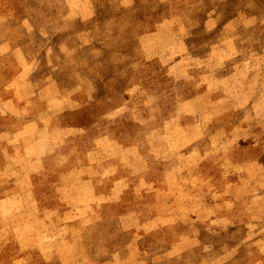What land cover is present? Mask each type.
Returning <instances> with one entry per match:
<instances>
[{"label": "rangeland", "instance_id": "obj_1", "mask_svg": "<svg viewBox=\"0 0 264 264\" xmlns=\"http://www.w3.org/2000/svg\"><path fill=\"white\" fill-rule=\"evenodd\" d=\"M94 1L99 14L82 26L79 18L68 17L74 0H0V44L18 48L26 62L35 60L32 79L38 84L48 78L51 64L68 55V45L76 48L75 36L83 29L96 25L109 37L97 45L99 76H87L95 89L93 101L78 96L74 110L52 118L51 128L82 130L84 136L72 134L60 144L63 134L47 132L51 143L42 141L48 148L36 164L30 162V145L37 137L21 129L24 118L16 122L11 114L0 115V264H264V193L251 202V217L241 206L231 210L236 221L232 227H198L193 222L187 250L170 252L168 246L182 233L178 225L153 228L147 234L138 228L137 235L136 228L129 229L131 234L124 232L119 221H73L65 216L69 205L58 200L55 189L66 159L73 163L92 135L129 131L153 143L152 133L164 122L161 131L177 128L188 135L190 148L208 153L199 167L210 178L209 191L222 186L217 157L222 153L245 164L258 180L256 163L264 161V0ZM172 17L180 19L183 31L175 28L153 46L155 53L161 50L159 55L164 46L171 53L165 59L146 58L139 37ZM119 39L128 41L126 48L116 44ZM174 54L182 57L172 60ZM18 57L19 53L16 58L0 56L1 111L11 98L22 107L33 93L34 86H22L23 75L14 82ZM12 86L20 92L10 90ZM197 96L200 102L193 108H180ZM123 105L121 117L114 118ZM134 140L138 138L127 141ZM180 142L185 141L169 138L161 146ZM28 166L36 167L29 177ZM127 202L125 210L142 206L132 195ZM74 222L79 226L73 227ZM142 235L140 250L123 263L126 244Z\"/></svg>", "mask_w": 264, "mask_h": 264}, {"label": "crops", "instance_id": "obj_2", "mask_svg": "<svg viewBox=\"0 0 264 264\" xmlns=\"http://www.w3.org/2000/svg\"><path fill=\"white\" fill-rule=\"evenodd\" d=\"M69 11L68 17L70 19L79 18L82 26L99 14L94 0H74ZM86 12L89 15L85 18L82 13ZM207 24L206 20L205 26ZM152 26L150 32L139 37L138 42L146 58L161 59L167 56V52L171 53L170 47L164 46L167 48L162 50V55H159L161 50L155 53L156 47L153 46L161 37L168 38L175 28L181 33L183 27L177 17L158 21ZM91 27L88 30L83 29L80 34L75 36L74 46L76 48L68 45V55L66 54L64 58L48 67L46 74L48 78L42 84H38L35 82L36 80L32 79L37 69V66L32 64L34 59L32 63L26 62L18 48H11L9 45L5 47L4 43L0 44V56L11 54L16 58L19 53V57L16 59L19 67L14 82L23 75L26 85L22 86L24 88L34 86L32 95L22 107H19V104H16L15 100L11 98L9 102L6 101L4 110L0 109V115L11 114L15 117L16 122H19L20 117H23L20 124L22 125L21 129L28 136L37 137L30 145V150H32L30 162L32 163H36V160L45 154V149L51 143V140L45 138L47 132L63 134L60 144H64V140L72 134L85 135L82 130L73 131L64 127L51 128V125L52 118L60 117L74 110L78 103L77 100H80L78 96H86L89 101H93L95 89L91 79L94 76L97 78L98 72L102 70L101 47L97 45L106 43L109 37L99 26ZM174 33L172 37L176 38ZM98 35H100L99 38ZM116 44H121L120 48H126L128 41L119 39ZM86 51L87 53H85ZM178 56L174 54L170 55V58L173 60ZM83 67L86 70L82 71ZM166 67L170 70L173 65L167 63ZM9 89L14 90L16 86ZM18 92H20L19 88L16 89V93ZM16 97L17 95H13V98ZM1 101L0 98V105L3 104ZM197 102H200L198 96L186 100L179 106L180 108H193ZM124 105L115 110L117 114L114 113V118L121 117L126 108ZM174 119L170 121H174ZM166 123L164 122V125L160 127V131L152 133V136L156 135L153 143L144 140L148 136H144L142 140L140 135L129 134V131H122L115 135L108 132L92 135L88 147L73 163L66 159L63 172L59 174L55 185L58 200L69 205L65 216H70L73 221L90 220L95 222L99 220L100 224L107 221H119V227L127 234L132 233L129 229L136 228L137 234V229L140 228L143 234H147L153 228L158 231L162 227L170 226L171 228L178 225L182 233L168 246L170 252L187 250L185 244L192 240L193 222H197L198 227L210 224H217L223 228L232 227L236 221L231 210L241 208V206L246 207L243 209L250 216L251 202L256 201L258 193H264V161L256 163L261 173V176L256 180L254 175L250 174L249 168L234 156L218 154V160H221L219 181L222 186L220 190L209 191L210 178L203 176L199 167V162L205 160L208 153H204L199 148H190L192 143L188 135L181 130L178 131L177 128L172 132L161 131ZM129 137H136L138 140L128 142ZM169 138H178L185 142L175 143L174 147L170 143H164L161 146V141ZM42 141H47L48 144L42 143ZM142 144H147V147ZM34 168L36 167L25 168L28 177L29 173L35 170ZM258 189L260 192H257ZM130 195L135 196L137 201L140 200L139 203H142L140 208L124 209L123 205ZM243 200L245 201L242 202ZM227 205L228 207H226ZM148 214L151 216L145 218V215ZM79 223L74 222L73 227H78ZM198 234L199 232H197ZM144 236H138L135 242L133 239V243L126 244L127 255L121 260L123 263L140 250L138 241Z\"/></svg>", "mask_w": 264, "mask_h": 264}]
</instances>
